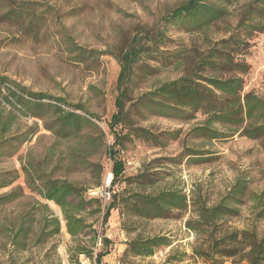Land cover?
<instances>
[{
    "label": "rangeland",
    "instance_id": "rangeland-1",
    "mask_svg": "<svg viewBox=\"0 0 264 264\" xmlns=\"http://www.w3.org/2000/svg\"><path fill=\"white\" fill-rule=\"evenodd\" d=\"M0 15L10 9L6 1L32 2L36 20L29 16L21 20L10 17L0 18V77L8 78L27 91L43 93L64 99L71 105H79L84 112L94 115L95 127L85 129L69 139H58L44 129L43 122L13 112L8 131L0 137H21L25 140L15 155L0 158V172L19 171V179L9 188L0 190V196L17 186L24 188V175L20 173L25 158L35 166L46 167L47 173L62 178L78 187L92 190L99 187L103 176L97 166L106 167V145L113 137L108 124L115 112V84L119 64L114 58L128 40L143 26L155 27L171 8L186 0H0ZM251 0H241L238 5L228 8L229 16L205 31L186 34L170 30L167 37L173 41L161 51L174 53L182 51L190 56V51L203 53L213 43L226 38L237 23L240 7ZM31 23L34 30L27 34L25 29ZM71 44L86 51L103 53L93 60L77 63L69 53ZM244 60L250 70L245 76L244 92H252L264 100V33L250 40ZM159 68L154 76L137 79L130 94L132 98L151 91L160 84L172 81L191 67L190 58L183 65L175 63ZM178 65V66H177ZM2 122L8 118L11 108L3 105ZM64 110H70L63 106ZM140 111V112H139ZM84 112H79L85 114ZM202 117L189 122L150 116L144 110L132 112L135 126L151 133L178 132L177 138L167 137L163 148H151L135 137L124 143L125 171L127 180L116 186L115 192L136 191L137 186L130 179L146 168L157 182L145 188L149 194L170 187L183 190L187 195L199 193L209 205L216 204L232 186L236 178L247 181V190L259 194L264 189V151L260 141L234 136L225 141L206 142L185 136L187 131ZM117 128L115 131H119ZM87 137H104L103 145L95 151L89 148ZM186 149L209 152L202 159L180 158ZM21 161V162H20ZM80 161H84L80 163ZM61 221V231L49 238L43 245L28 244L26 251L14 252L0 231V264H70L69 250L75 245L86 247L90 256L77 255L76 264H95L99 252L107 249L110 253L102 259L105 264H162L155 256L165 249H154L152 257L133 256L127 253L128 243L154 237H166L170 241L168 256L175 257L168 264H208L191 256V246L195 240L185 228L188 214H175L170 219L145 220L122 215L121 211L110 212L106 224L101 225L99 217H87L98 236L92 247L89 237L72 239L67 235L60 209L52 202L41 200L24 189L23 196L0 205L1 230L16 225L21 217L32 219L31 235H36L45 215L41 207ZM247 199L239 207V216L229 220L228 226L237 229L256 228L259 235L264 222L255 220ZM177 215V216H176ZM107 238L105 247L101 238ZM167 256V258H168ZM182 261H178V259ZM166 264V263H165ZM223 264L236 263L225 259Z\"/></svg>",
    "mask_w": 264,
    "mask_h": 264
},
{
    "label": "trees",
    "instance_id": "trees-1",
    "mask_svg": "<svg viewBox=\"0 0 264 264\" xmlns=\"http://www.w3.org/2000/svg\"><path fill=\"white\" fill-rule=\"evenodd\" d=\"M241 0H186L168 10L159 25L140 27L125 46L114 55L119 64V73L115 84L114 107L108 124L113 139L106 145L105 168L97 166L104 175L107 168L112 173L111 201L102 205L99 199L88 195L89 190L62 178H55L47 173L46 167L35 166L27 158L22 161L20 173L24 175V188L14 187L0 196V205L9 203L23 196L24 189L38 196L41 200L52 202L61 211L64 229L72 239L81 235L89 237L95 245L98 233L87 217L98 216L101 225L106 224L111 211L119 210L122 215L145 220L170 219L175 214H188L184 222L186 230L193 235L191 256L208 264H223L225 259L236 263L264 264V229L259 235L256 228L237 230L228 226L229 220L239 216V207L247 199L252 210L256 211V222H264V189L259 193L247 190V181L236 178L228 191L214 204L209 205L199 193L187 195L183 190L170 187L149 194L145 188L155 185L156 179L148 174L146 168L130 179L136 184V191L115 192L116 186L127 180L123 179L125 161L124 143L135 137L151 148H163L167 137L177 138L178 132L151 133L135 126L132 112L140 109L150 116L189 122L199 114L202 119L185 134L193 140L206 142L225 141L234 136L260 141L264 151V100L252 92L245 93V76L250 70L244 56L254 36L264 33V0H251L240 7L237 23L226 38L209 46L203 53L190 51V56L183 52L161 51V48L173 43L167 37L170 30L186 34L207 30L215 23L229 16L228 8L239 4ZM10 9L0 18L10 17L21 20L29 16L30 22L36 20L32 2L6 1ZM0 3L3 6L2 1ZM34 30L29 23L25 33ZM73 60L83 63L103 54L86 51L73 44L69 46ZM190 58L191 67L180 77L164 82L155 89L136 98L131 97L132 88L137 79L154 76L159 68L175 63L183 65ZM177 65V66H178ZM3 105L11 108L8 118L2 122ZM65 106L70 110H64ZM13 112L38 119L45 130L58 139H69L77 133L95 127L94 115L84 112L79 105L66 103L64 99L43 93L27 91L15 82L0 77V135H4L11 123ZM79 112H84L81 114ZM140 112V111H139ZM120 128L119 131H115ZM71 136V137H70ZM104 137H87V144L92 151L103 145ZM21 137H0V158L15 155L22 143ZM210 154L199 150L186 149L180 158L202 159ZM21 162V161H20ZM84 161H80L83 163ZM19 179V171L0 172V190L11 187ZM104 179V176H103ZM102 179V181H103ZM102 181L100 185L102 184ZM99 185V186H100ZM46 212L36 235H31L32 219L21 217L16 225L0 231L14 252L26 251L28 244L36 247L43 245L49 238L61 231V221L54 216L46 204L41 206ZM177 216V215H176ZM107 247V238H101ZM166 237H154L143 241L128 243L127 253L133 256L152 257L154 249L164 246L169 248ZM81 245L69 250L70 264H76L77 255L90 256V251ZM105 249L95 257V264H105L102 259L109 255ZM168 256L166 264L174 260ZM178 261L182 259L177 258Z\"/></svg>",
    "mask_w": 264,
    "mask_h": 264
},
{
    "label": "built area",
    "instance_id": "built-area-1",
    "mask_svg": "<svg viewBox=\"0 0 264 264\" xmlns=\"http://www.w3.org/2000/svg\"><path fill=\"white\" fill-rule=\"evenodd\" d=\"M111 180H112V173L107 168L102 184L99 187L90 190L88 195L99 199L103 206L108 204L111 201V189H110ZM167 256H168V249L165 248L161 250L158 253V255L155 256L154 258L158 257L161 260L162 264H165L167 260Z\"/></svg>",
    "mask_w": 264,
    "mask_h": 264
}]
</instances>
